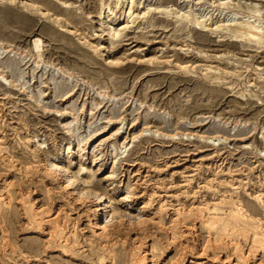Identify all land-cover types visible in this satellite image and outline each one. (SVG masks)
<instances>
[{
    "label": "rangeland",
    "instance_id": "rangeland-1",
    "mask_svg": "<svg viewBox=\"0 0 264 264\" xmlns=\"http://www.w3.org/2000/svg\"><path fill=\"white\" fill-rule=\"evenodd\" d=\"M134 1L145 17L130 16L132 0L0 1V73L9 81L0 80V144L9 162L0 163V195L8 188L13 197L10 206L0 200L7 221L0 263L101 264L91 224L96 208L47 174L54 157L122 215L111 242L114 264H130L142 251L148 264H264V252L247 254L252 234L219 233V224L196 217L201 204L206 218L243 207L264 222V47L216 28L247 20L264 28V0ZM196 16L211 17L212 27L195 24ZM33 204L51 206L50 215L57 211L75 232L73 258L36 255L31 242L41 249L47 235L26 227L23 208ZM180 212L195 216L181 225V244L170 233ZM138 215L147 223L130 224Z\"/></svg>",
    "mask_w": 264,
    "mask_h": 264
},
{
    "label": "bare ground",
    "instance_id": "bare-ground-1",
    "mask_svg": "<svg viewBox=\"0 0 264 264\" xmlns=\"http://www.w3.org/2000/svg\"><path fill=\"white\" fill-rule=\"evenodd\" d=\"M1 2L3 1H6V0H0ZM9 1V0H7ZM134 0H132V5L130 6V9H129V14L130 16H134V18H141V17H145L147 13H142L140 10H139V7L135 6L134 5ZM11 3H15V0H11ZM220 5H227L226 2L224 3H220ZM53 7V8H52ZM55 6H49L47 7L49 12L50 10H55L54 9ZM252 10V9H250ZM255 12L254 13H257V12H260V10L258 9H254ZM42 12V11H41ZM251 12V11H250ZM253 12V11H252ZM39 13V12H38ZM46 13V12H45ZM42 14L41 16H43L44 13H40ZM9 15V14H8ZM109 16V14L107 15V17ZM45 17V16H44ZM252 17V16H251ZM255 17V15H254ZM5 18V17H4ZM57 18V17H56ZM10 19V22H15V16L13 14H10L9 15V18H8V21ZM69 20V18H67ZM212 18L210 17L209 19H206V21L203 20V18H201L200 16H196L195 19H194V23L195 24H198V25H201L203 27H212V25H206V23L208 22V20H211ZM5 21V20H4ZM70 21V20H69ZM11 22V23H12ZM68 22V21H66ZM70 23V22H69ZM14 24V23H13ZM61 27H66L67 30L69 29L68 26H64L62 24H59ZM66 25V24H65ZM70 25V24H69ZM21 26L23 28H26V27H32L29 23H23L21 24ZM20 26V27H21ZM7 27V26H6ZM216 28H222V29H226L227 31L233 33V36L234 38H241V39H245L247 40V42H249L248 44L250 45H253L254 47H258V48H263L264 47V28L263 27H260V26H257V25H254V23H252V21H241V22H233V23H230V24H222L220 26H216ZM69 33H72V31L69 29ZM121 31H123V29H121L120 31H118L116 33V35H114V37H116ZM77 32V31H76ZM75 32V33H76ZM79 36V35H78ZM81 38V36H80ZM79 38V40H80ZM34 49H36L37 52H40L41 50V47H42V43H43V40H41L40 38H36L34 41ZM84 43L88 44V42L85 40ZM40 54V53H39ZM38 54V55H39ZM41 56V55H39ZM112 65L114 66H118L119 63H115V62H112L111 63ZM206 74L211 76V77H217V74L215 71H213L212 68H206ZM0 80H4L6 82H9L8 81V78L4 75H2V73H0ZM114 148L116 149V146L114 145ZM6 150V148H4L1 144H0V163H6L8 160L7 158L5 157L4 155V151ZM6 154V153H5ZM63 156L65 157V153L63 154ZM11 162V161H10ZM9 163V162H8ZM6 163V164H8ZM10 165V164H9ZM7 166V165H6ZM11 167V166H10ZM46 167H47V174L52 177H60V181H61V188L62 190L66 191L69 195L71 196H74L76 201H81V200H90L93 204L92 207H95L96 210L95 213H94V218L92 219V228L94 230V234L96 236V238L98 239L97 241L95 240L94 242L98 243V247L100 246L101 247V252L102 253H96L98 254L99 256V259H100V262L101 264H114L113 262V259H112V256L114 255V248H113V244H111L112 242V239L114 237L115 234L117 233H121L122 231V215H115L111 210V200L108 198V197H104L103 195H100L98 194L97 191H95L93 188H92V183L91 181L87 180L86 178L82 177L81 179L77 180L75 179V177L73 175H70L69 173H65L67 172V170L65 169V166L63 164H60L58 162H56V158L54 157H51L47 160L46 162ZM10 169V168H9ZM65 173L64 175L62 173ZM12 183V182H10ZM11 185V184H10ZM10 185H5L7 187H9L10 189ZM13 185V184H12ZM21 185V184H20ZM4 190H8V188H5L3 189ZM19 191L22 192V190L19 188L18 189ZM6 191L4 193H2L0 195V200L2 201H7V203L5 202V205H9L11 204V198L13 197H8L9 195L6 193ZM49 192V191H48ZM18 193V192H17ZM19 192V194H21ZM30 193V192H28ZM28 193L26 195H28ZM31 194V193H30ZM29 194V195H30ZM130 194V193H129ZM26 195H25V198H26ZM21 197L24 198V196L22 195ZM20 197V198H21ZM31 197V196H30ZM29 197V198H30ZM23 198H21L23 200ZM21 200V201H22ZM26 200V199H25ZM30 200V199H29ZM20 201V200H19ZM20 201V202H21ZM75 201V200H74ZM3 202V203H4ZM19 202V203H20ZM23 202V201H22ZM27 202V201H26ZM234 203V202H233ZM24 204V203H23ZM222 204V202H221ZM19 205V204H18ZM202 205V204H201ZM198 206L199 209H197V212H196V217L198 218L197 221L201 220V223L205 224L206 226H211L213 227L215 224H219L220 226V229L221 231L219 233H235L237 232V234L239 233V235L241 234L243 237H245L247 240L249 239V235L248 234H252V238L250 237V242H251V247H250V251L247 252V254L249 253H252V255H254L253 257H256L258 255V253L261 251V252H264V222H262V220H256L253 218V216H247L243 213L240 212V210L243 209H240V210H235L233 211L232 210V213L231 214H228L229 216H227V218H218V217H212V218H206L203 214V212L206 210L205 207L203 208V206L201 207ZM219 205V204H217ZM235 205L237 207H240L242 206L241 204L238 205V202L235 203ZM8 206V207H9ZM21 206V205H20ZM214 206V205H213ZM212 206V207H213ZM216 206V205H215ZM49 208H41V207H37L35 206L34 204L33 205H30V206H26L24 205V208L23 210L25 211V216L26 217V224H27V228L30 227L32 230H35L33 232H36V231H39L40 232H43L41 234H46L47 235V240L46 242H43L44 244H42V247L41 249H39V246H40V243L38 240H33L31 242V244H33L34 246H38V249L36 251V255L37 256H41L40 253H47V252H53V253H60V255H64V256H70V254H74L76 255V250L74 251V244L72 243V240L70 238V234L71 233H74L75 232H71V231H68L67 228L68 226L65 225V223L63 224L62 223V219L59 215V213L57 211H55V214H57L56 216H53V215H50L51 212L53 211L52 207L48 205ZM51 207V208H50ZM22 208V207H21ZM208 208V207H206ZM159 209V208H158ZM162 209V208H161ZM194 210V208H193ZM210 210H212L210 208ZM23 211V212H24ZM160 211V210H159ZM158 211V213H159ZM180 211V209H179ZM177 211V212H179ZM182 211V210H181ZM231 211V210H230ZM57 212V213H56ZM176 212V213H177ZM8 213V212H7ZM157 213V212H156ZM175 213V214H176ZM181 213V212H180ZM178 213L177 218L176 220L173 219V222L174 225L172 226L171 229V238L174 239V240H177L179 242V244H181L182 242L180 241L181 238H183L186 231H183L181 229V227H184V226H181L183 225V223H185L184 221L187 222L190 221L191 219L193 218H190V214L191 212H185L189 215H187V218L188 219H185V215L183 216L182 214H184L183 212L180 214ZM192 214V213H191ZM195 214V212H194ZM193 214V215H194ZM22 215V214H21ZM24 215V214H23ZM157 215V214H156ZM216 215V214H215ZM1 216V215H0ZM208 216V215H207ZM212 216V215H211ZM222 217V216H221ZM224 217V216H223ZM1 218V217H0ZM8 216L6 217V220H7ZM190 218V219H189ZM200 218V219H199ZM264 218V216H263ZM116 219V220H115ZM132 222H130V224H135V225H143V224H146L147 221L145 219H142V216L139 217H136V218H130V220H132ZM195 219V218H194ZM258 219H260L258 217ZM25 220V219H24ZM193 221V220H192ZM196 221V220H195ZM7 221H4L3 219L0 220V225H2V227L4 228L5 226H3V223H5V225H7L6 223ZM160 223V222H159ZM66 224H68L66 222ZM24 225V224H23ZM131 225V226H132ZM204 226V225H203ZM1 227V228H2ZM24 228V226H23ZM26 229V228H24ZM7 230V229H6ZM76 230V229H74ZM185 230V229H184ZM211 230V229H210ZM218 230V229H217ZM3 232V231H2ZM7 232V231H6ZM212 232V231H211ZM167 233V232H166ZM3 234V233H2ZM169 234V233H168ZM216 234V233H215ZM5 235V232L4 234ZM118 235V234H117ZM218 235V234H217ZM221 235V234H220ZM218 235L220 238L221 236ZM231 235V234H230ZM240 235V236H241ZM73 236V234H72ZM217 236V237H218ZM225 236V235H222V237ZM3 237V236H1ZM8 237V236H7ZM218 237V238H219ZM200 238V237H199ZM211 238V237H210ZM214 238V237H213ZM212 238V239H213ZM217 238V241H220V238L218 240ZM237 238V237H236ZM235 238V239H236ZM241 238V237H240ZM4 240V238H2ZM211 239V240H212ZM229 239L228 236L226 238L225 236V239ZM238 239V238H237ZM243 239V238H242ZM8 241V239H6ZM120 240V238H119ZM208 240V239H207ZM223 240V246L224 244H228L230 245V241L228 243L227 242H224ZM239 240V239H238ZM237 240V241H238ZM246 240V242H247ZM44 241V240H43ZM100 241V242H99ZM209 241V240H208ZM217 241H210L212 243H215L216 242V246H219V243ZM244 241V240H243ZM2 242V241H1ZM5 242V241H4ZM172 242V241H171ZM181 242V243H180ZM233 242V241H232ZM231 242V244H232ZM76 243V242H75ZM78 243V242H77ZM76 243V244H77ZM218 243V245H217ZM239 243V242H237ZM237 243H235L237 245ZM5 244V245H4ZM3 245L5 247H7V243H4ZM10 244V243H9ZM75 244V245H76ZM93 244V243H92ZM175 244V243H174ZM184 244V243H183ZM182 244V245H183ZM187 244V243H186ZM185 244V246H186ZM220 244V246H221ZM234 244V246H235ZM2 245V247H3ZM96 245V244H95ZM182 245H179L182 247ZM200 245V244H199ZM211 245H214V244H211ZM210 245V246H211ZM227 245V246H228ZM97 246V245H96ZM153 246V245H152ZM206 246V245H205ZM204 246V247H205ZM214 246V247H216ZM222 246V247H223ZM226 246V247H227ZM4 247V248H5ZM10 247V246H9ZM95 247V246H94ZM179 247V248H181ZM242 247V246H241ZM240 247V248H241ZM11 248V247H10ZM92 248V247H91ZM137 248V247H136ZM206 248V247H205ZM238 249V247H236ZM90 249V248H89ZM139 249V248H138ZM182 249V248H181ZM214 249V248H213ZM228 249V248H227ZM243 249V248H241ZM200 250V249H199ZM215 250V249H214ZM213 250V251H214ZM221 250V249H220ZM239 252L241 251L243 253L242 250L238 249ZM135 251V250H134ZM139 251V250H138ZM141 251V249H140ZM201 253L203 254V248L201 249ZM207 251V250H206ZM248 251V250H247ZM146 252V251H144ZM245 252V251H244ZM135 253V252H134ZM225 253V252H224ZM222 254V253H221ZM257 254V255H256ZM6 255V254H5ZM85 255V254H83ZM132 257L130 258L131 260L130 261V264H148L147 262V257L145 256L146 254L142 252H136L135 254H131ZM227 255V254H226ZM251 255V256H252ZM0 256H2L0 254ZM73 256V255H72ZM70 256V257H72ZM201 257V256H200ZM73 258V257H72ZM129 258V257H128ZM249 257L247 256H244V255H238V259L242 260L243 262L247 261ZM257 258V257H256ZM75 259V258H74ZM92 259V258H91ZM153 259V258H152ZM93 260V259H92ZM154 260V259H153ZM35 261V260H34ZM37 261V260H36ZM255 261V260H254ZM39 262V261H38ZM30 263V262H29ZM116 263V261H115ZM124 263V262H123ZM128 263V262H127ZM152 264L156 263V259H155V262L151 261ZM224 263V262H223ZM227 263V262H226ZM260 263V262H259ZM0 264H3V263H0ZM62 264H72V263H69V262H63ZM116 264H120V260L116 263ZM253 264V262L251 263Z\"/></svg>",
    "mask_w": 264,
    "mask_h": 264
}]
</instances>
